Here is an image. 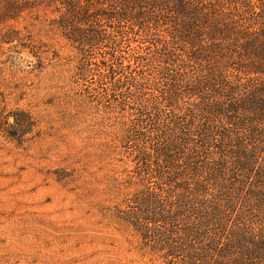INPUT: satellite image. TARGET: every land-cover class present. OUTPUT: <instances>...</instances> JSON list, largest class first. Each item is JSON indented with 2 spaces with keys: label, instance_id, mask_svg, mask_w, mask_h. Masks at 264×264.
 Wrapping results in <instances>:
<instances>
[{
  "label": "trees",
  "instance_id": "trees-1",
  "mask_svg": "<svg viewBox=\"0 0 264 264\" xmlns=\"http://www.w3.org/2000/svg\"><path fill=\"white\" fill-rule=\"evenodd\" d=\"M32 12L80 57L81 76L107 27L141 49L137 67H158L163 79L148 87L106 66L111 92L100 94L131 110L116 137L134 192L118 218L148 253L159 264H264V0H0V44L20 53L17 43L38 67L45 42L11 28ZM119 89L139 101L120 102ZM22 115L19 142L37 122Z\"/></svg>",
  "mask_w": 264,
  "mask_h": 264
},
{
  "label": "rangeland",
  "instance_id": "rangeland-1",
  "mask_svg": "<svg viewBox=\"0 0 264 264\" xmlns=\"http://www.w3.org/2000/svg\"><path fill=\"white\" fill-rule=\"evenodd\" d=\"M38 11L41 20L57 15ZM34 14L10 27L45 42L38 67L17 43L20 53L0 44V264H159L118 218L127 217L124 199L134 192L126 182L132 156L116 137L131 110L100 98L111 92L104 67L122 68L115 79L134 75L135 84L148 87L163 79L158 67H137L132 58L141 49L107 27L106 41L90 51L81 76L75 73L80 57ZM111 41L120 43L113 60ZM53 50L57 58H50ZM120 91V102L139 101L137 92ZM22 111L37 122L19 142L11 135Z\"/></svg>",
  "mask_w": 264,
  "mask_h": 264
}]
</instances>
